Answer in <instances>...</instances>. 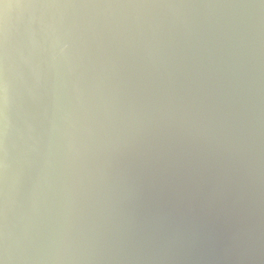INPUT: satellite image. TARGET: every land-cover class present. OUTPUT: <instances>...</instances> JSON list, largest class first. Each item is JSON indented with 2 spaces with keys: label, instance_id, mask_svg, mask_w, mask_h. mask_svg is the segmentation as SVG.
<instances>
[{
  "label": "water",
  "instance_id": "water-1",
  "mask_svg": "<svg viewBox=\"0 0 264 264\" xmlns=\"http://www.w3.org/2000/svg\"><path fill=\"white\" fill-rule=\"evenodd\" d=\"M0 264H264V0H0Z\"/></svg>",
  "mask_w": 264,
  "mask_h": 264
}]
</instances>
